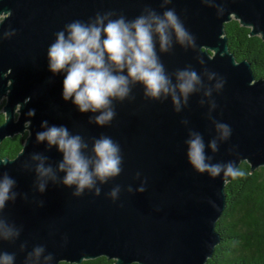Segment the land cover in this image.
<instances>
[{
	"label": "water",
	"instance_id": "water-1",
	"mask_svg": "<svg viewBox=\"0 0 264 264\" xmlns=\"http://www.w3.org/2000/svg\"><path fill=\"white\" fill-rule=\"evenodd\" d=\"M160 5L161 0H0V33L9 27L16 30L15 36L0 40V103L4 101L5 114L0 143L27 133L15 157H0L8 162L0 171L8 172L17 182L15 190L27 196L9 202L3 211L23 228L14 245L0 242V249L17 253L15 264H23L26 253L18 251L23 241L28 242L27 251L44 245L46 254L54 256L53 264L99 256L117 264H206L221 240L216 226L226 207V183L233 178L223 179L222 173L211 178L192 168L185 143L189 130L203 136L211 163L233 161L238 168L247 161L251 171L264 165V77L255 75L250 60L236 58L225 31V24L237 19L251 28V35L264 39V0H171L167 5L195 37L194 47L177 44L170 53L159 54L167 71L191 66L202 74L207 68L225 81L223 89L212 94L216 108L211 118L207 101L200 104L202 92L192 94L187 107L176 113L170 99H146L139 84L132 89L134 100L114 101L116 116L103 127L88 122L92 113H80L63 100L65 74L53 75L48 69L47 50L55 33L97 13L129 20L145 8L162 14ZM44 120L84 137L89 151L93 138L111 137L121 147V174L98 185L99 196L86 190L74 197V186L51 182L44 193L36 192L34 171L23 167L30 154L43 153L53 167L63 159L55 146L46 150V142L35 141ZM213 121L231 129L215 154L207 148L217 135ZM142 181L145 191L137 192ZM116 185L121 192L113 201L107 194Z\"/></svg>",
	"mask_w": 264,
	"mask_h": 264
},
{
	"label": "clouds",
	"instance_id": "clouds-1",
	"mask_svg": "<svg viewBox=\"0 0 264 264\" xmlns=\"http://www.w3.org/2000/svg\"><path fill=\"white\" fill-rule=\"evenodd\" d=\"M170 2L161 0L160 6L165 9L162 14L145 8L141 15L129 20L123 15L113 19L112 12L97 13L87 22L74 20L55 33V40L47 50L48 69L53 75L65 74L62 98L65 102L71 101L80 113H92L90 124L110 125L116 116L114 101L134 100L132 89L137 84L143 86V95L148 100L163 103L170 99L176 113L187 107L192 94L202 92L200 104L207 101L211 118L216 108L212 94L223 89L224 79L207 68L198 74L191 66L169 73L160 59L159 54L170 53L174 45L184 48L195 45V37L185 28L175 9L167 8ZM15 35L16 30L9 27L0 33V40ZM181 122L188 123L187 120ZM213 123L217 135L208 142L207 148L215 154L219 144L230 138L231 129L225 123ZM40 127L43 131L36 133V143L46 142V150L55 146L63 159L53 167L43 153L30 154L23 167L34 171L36 192L44 193L51 182L74 186V197L82 196L86 190L99 196L101 187L98 185L121 174V147L111 137L93 138L89 151L84 137L73 134L65 125H49L44 120ZM185 143L188 162L196 172L207 173L211 178L222 173L223 179L244 174L233 161L211 163L213 156L206 155L204 138L199 132L189 130ZM7 164V161H0V169ZM60 173L64 175L61 177ZM136 178H140V173ZM144 183L146 181L141 182L137 192L145 191ZM16 187V180L8 172L0 171V242L13 245L20 239L23 228L4 217L3 211L18 197L27 199L26 194L15 190ZM127 191L131 193L132 187ZM120 192L121 186L116 185L107 195L116 201ZM27 249V241L19 244L18 251L26 253L23 264H53L54 256L46 254L44 245H34L31 251ZM16 257V252L0 249V264H15Z\"/></svg>",
	"mask_w": 264,
	"mask_h": 264
},
{
	"label": "trees",
	"instance_id": "trees-1",
	"mask_svg": "<svg viewBox=\"0 0 264 264\" xmlns=\"http://www.w3.org/2000/svg\"><path fill=\"white\" fill-rule=\"evenodd\" d=\"M250 27L232 19L225 24L230 50L238 60L252 62L255 75L264 77V39L251 35ZM0 103V123L4 122ZM27 133L6 137L0 143V157H15L23 147ZM244 174L225 186L226 207L217 221L221 240L206 264H264V165L251 171L247 161L238 167ZM58 264H117L115 259L99 256L80 263L61 261ZM131 264H139L137 262Z\"/></svg>",
	"mask_w": 264,
	"mask_h": 264
},
{
	"label": "rangeland",
	"instance_id": "rangeland-1",
	"mask_svg": "<svg viewBox=\"0 0 264 264\" xmlns=\"http://www.w3.org/2000/svg\"><path fill=\"white\" fill-rule=\"evenodd\" d=\"M1 112H3V109H2V111ZM4 113V112H3Z\"/></svg>",
	"mask_w": 264,
	"mask_h": 264
}]
</instances>
